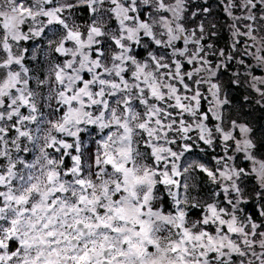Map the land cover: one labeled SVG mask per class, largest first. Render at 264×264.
Instances as JSON below:
<instances>
[{"label": "snow or ice", "instance_id": "snow-or-ice-1", "mask_svg": "<svg viewBox=\"0 0 264 264\" xmlns=\"http://www.w3.org/2000/svg\"><path fill=\"white\" fill-rule=\"evenodd\" d=\"M264 0H0V264H264Z\"/></svg>", "mask_w": 264, "mask_h": 264}, {"label": "rangeland", "instance_id": "rangeland-1", "mask_svg": "<svg viewBox=\"0 0 264 264\" xmlns=\"http://www.w3.org/2000/svg\"><path fill=\"white\" fill-rule=\"evenodd\" d=\"M244 94H246L244 89L232 91L231 98L236 104L233 108V118L247 123L253 129L255 141L258 144L264 143V109L256 105L242 104Z\"/></svg>", "mask_w": 264, "mask_h": 264}]
</instances>
